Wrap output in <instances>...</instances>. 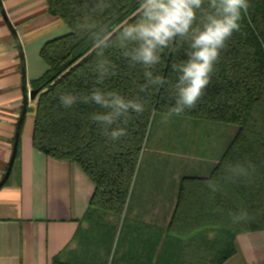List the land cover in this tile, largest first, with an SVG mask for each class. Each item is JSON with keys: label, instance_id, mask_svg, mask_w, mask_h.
I'll return each mask as SVG.
<instances>
[{"label": "trees", "instance_id": "16d2710c", "mask_svg": "<svg viewBox=\"0 0 264 264\" xmlns=\"http://www.w3.org/2000/svg\"><path fill=\"white\" fill-rule=\"evenodd\" d=\"M98 2L47 0L49 13L60 18L70 34L48 42L42 50L49 70L34 83V90L44 93L36 108L33 144L50 158L78 165L95 184L87 213L89 231L82 240L97 248L111 246L112 264H117L123 246L135 237L128 232L133 222L126 212L141 155L155 116L168 115L175 103L172 86L179 73L172 65L187 60L188 44L178 40L173 48L164 50L152 71L168 83L150 86L146 92L139 91V85L145 83L143 67L133 66L113 44L104 55L117 66V74L97 85L93 68L99 57L77 25L86 16L112 25L133 23L139 19L140 0H106L110 7L102 13L95 7ZM249 4L240 30L221 50L196 107L171 115L237 126L239 132L210 176L182 177L166 227L137 224L143 229L146 264H225L236 254L238 236L264 231V0H249ZM207 5L204 0V7ZM93 87L144 102L142 114H131L127 136L113 141L103 135L90 117L106 110L95 103L61 105L62 93L87 94ZM238 162L245 166L250 162L255 171L250 178L233 182L235 174L225 170V165ZM209 179L217 181V191L207 186ZM242 209L250 218L233 223L229 213Z\"/></svg>", "mask_w": 264, "mask_h": 264}, {"label": "crops", "instance_id": "0c3cea01", "mask_svg": "<svg viewBox=\"0 0 264 264\" xmlns=\"http://www.w3.org/2000/svg\"><path fill=\"white\" fill-rule=\"evenodd\" d=\"M68 34L66 24L49 13L47 0H0V51L5 53L0 55V264H112L111 246L97 248L82 240L89 231L95 184L78 165L50 158L33 144L44 92L26 103V90H34L49 70L41 56L45 45ZM238 132L226 127L222 147L204 151L206 158L190 154L186 171L178 166L177 180L164 185L170 189L153 183L143 194L132 192L126 217L135 237L123 246L117 264H146L137 224L166 227L182 177L210 176ZM225 264H264V231L238 236L236 254Z\"/></svg>", "mask_w": 264, "mask_h": 264}, {"label": "clouds", "instance_id": "9594fccd", "mask_svg": "<svg viewBox=\"0 0 264 264\" xmlns=\"http://www.w3.org/2000/svg\"><path fill=\"white\" fill-rule=\"evenodd\" d=\"M95 7L102 13L110 4L99 0ZM249 7V0H208L207 8L204 0H140L139 19L133 23L112 25L86 16L77 27L91 41L92 49L99 57L93 68L95 84L102 85L107 78L117 74V66L104 55L105 50L115 44L133 66L143 67L145 83L139 85L140 92H146L150 86L162 87L168 83L163 76L153 75L152 69L160 63L165 49L173 48L178 40L187 42V60L172 65L179 75L172 86L175 103L168 109V116H179L185 109H194L204 95L221 50L226 48L233 33L240 30L242 14H247ZM3 54L0 51V55ZM59 100L65 108L78 102H92L105 109L103 113L92 114L90 119L113 141L127 136L132 113L140 115L145 111V104L138 97L125 98L118 91H104L100 87H93L87 94L65 92ZM226 169L234 172L235 182L250 178L255 166L250 162L247 166L238 162L226 164ZM207 186L213 192L217 191L216 180L209 179ZM229 215L233 223L250 218L244 209Z\"/></svg>", "mask_w": 264, "mask_h": 264}, {"label": "rangeland", "instance_id": "374dc122", "mask_svg": "<svg viewBox=\"0 0 264 264\" xmlns=\"http://www.w3.org/2000/svg\"><path fill=\"white\" fill-rule=\"evenodd\" d=\"M229 126L158 113L141 155L133 191L143 194L153 183L160 189H170L164 185L177 180L178 166L186 171L190 154L206 158L204 151H217L226 140L223 131ZM220 127L222 132L218 131ZM180 154L184 158L181 159ZM174 155H178L177 158Z\"/></svg>", "mask_w": 264, "mask_h": 264}, {"label": "water", "instance_id": "95a60500", "mask_svg": "<svg viewBox=\"0 0 264 264\" xmlns=\"http://www.w3.org/2000/svg\"><path fill=\"white\" fill-rule=\"evenodd\" d=\"M40 95L39 90H32L28 91L26 90V103H28L30 100L35 101Z\"/></svg>", "mask_w": 264, "mask_h": 264}]
</instances>
